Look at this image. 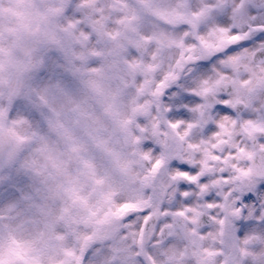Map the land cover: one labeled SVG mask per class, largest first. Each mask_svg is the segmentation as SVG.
Returning <instances> with one entry per match:
<instances>
[{
	"label": "clouds",
	"instance_id": "9594fccd",
	"mask_svg": "<svg viewBox=\"0 0 264 264\" xmlns=\"http://www.w3.org/2000/svg\"><path fill=\"white\" fill-rule=\"evenodd\" d=\"M0 264H264V0H0Z\"/></svg>",
	"mask_w": 264,
	"mask_h": 264
}]
</instances>
